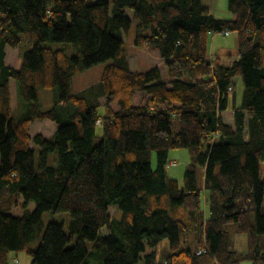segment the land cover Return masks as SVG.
<instances>
[{"label":"trees","instance_id":"trees-1","mask_svg":"<svg viewBox=\"0 0 264 264\" xmlns=\"http://www.w3.org/2000/svg\"><path fill=\"white\" fill-rule=\"evenodd\" d=\"M227 3L233 18L203 0H0V264L21 251L31 264H156L164 239L163 264H264V0ZM133 24L134 44L158 49L169 80L158 67L131 69ZM224 31L238 35L229 65L209 51ZM59 42L76 52L50 45ZM6 46L18 49L19 68L6 64ZM99 63L98 84L72 92L73 77ZM40 89L56 93L51 108ZM134 92L146 94L139 105ZM39 119L56 124L52 136L30 135ZM176 148L190 155L183 185L165 169ZM19 203L22 214L10 213ZM44 212L67 213V231Z\"/></svg>","mask_w":264,"mask_h":264},{"label":"rangeland","instance_id":"rangeland-1","mask_svg":"<svg viewBox=\"0 0 264 264\" xmlns=\"http://www.w3.org/2000/svg\"><path fill=\"white\" fill-rule=\"evenodd\" d=\"M204 4L207 5V7L210 9L211 13H213L216 17L219 18H233L234 15L228 10V3L227 0H203ZM129 14H131L129 12ZM146 33V31H145ZM136 27L133 24V27L128 32V34L125 37V46L128 52V58L130 62V66L132 70H138V71H149L154 67H158L161 74L163 81H167L170 79L167 68L165 65V60L159 55L158 49L155 46H145L140 47L136 46L134 44V40L136 37ZM237 44H238V35L236 32L231 31L228 35H224L221 33H213L210 36L209 41V51L210 54L213 56H218L220 59H222L223 62L230 64L231 56L230 55H236L237 52ZM53 47H59V48H65L68 50L70 54H74L76 52L74 45L71 43H51ZM18 52V51H17ZM15 53V56L17 57L18 53ZM11 62L14 61V58H10ZM19 59V58H17ZM20 63V60H19ZM106 63H99L92 67H90L87 70H84L83 72L77 73L71 82V91L76 93L79 92L89 86L97 85L100 81L103 68ZM19 65V64H18ZM16 65V66H18ZM16 85H13V91H12V101L13 106L16 107L18 110L15 112V117L17 118V115L20 111L18 106V100L16 96ZM242 81L241 79H236V92L237 95L240 96L242 92ZM56 93L52 90L47 89H40L39 90V102L41 104V107L43 109H49L52 107L54 103V95ZM146 94L143 92H134L131 96L133 105H139L142 100L145 98ZM100 103H104L105 99L100 98ZM112 107L115 110H118V106L116 103H112ZM99 112L104 111V106L98 107ZM224 119L228 122L232 121L231 112H226L224 114ZM173 130L176 131L178 129V119L173 118ZM56 129V124L49 120V119H43V120H37L36 122L31 123L29 128L30 135H35V133L42 134L45 138H48L52 136L53 132ZM32 148H35L33 142L30 143ZM36 158L38 157V150L35 152ZM172 162V164H170ZM190 162V155L189 151L186 148H176L171 149L169 152V160L166 165V174L169 178L176 179L180 185H183V177L184 172L186 169L187 164ZM49 163L55 164L56 163V153L51 154ZM152 166L153 168L156 166V157L155 153L152 155ZM203 170L201 167L198 168V185L199 187L202 186L203 181ZM205 194L202 193L201 200L203 205H205ZM34 203L30 202L28 209L34 210ZM23 208L21 203L18 205H14L10 213L14 215H20L22 214ZM110 216H116L118 217L120 215L119 211H116L115 207H110L109 209ZM51 221L61 222L64 224L65 230L67 231V222H68V214L63 213H51V212H44L43 213V222L45 224H48ZM102 232V230H101ZM102 233H105L104 231ZM197 236V232L194 230H190L189 237H188V245L190 248H194V239ZM233 246L236 250L239 251H246L247 249V241L245 235H235ZM240 238V239H236ZM37 244V243H36ZM89 244V243H88ZM151 250L150 248H148ZM156 256H155V263L156 264H163L166 261V258L170 254V248H169V242L167 239L162 240L158 246L155 248ZM13 259H23L22 263H27L25 260L32 261L31 257H29L28 254H26L24 251L18 252L17 254H13ZM247 264V263H246Z\"/></svg>","mask_w":264,"mask_h":264},{"label":"crops","instance_id":"crops-1","mask_svg":"<svg viewBox=\"0 0 264 264\" xmlns=\"http://www.w3.org/2000/svg\"><path fill=\"white\" fill-rule=\"evenodd\" d=\"M204 2V1H203ZM206 7H207V5H205ZM129 16H131V14H128ZM18 51V49L17 48H11V47H9V46H6V48H5V52H6V57H5V61H6V64H8V65H11V66H13V67H15V68H19L20 67V65H21V57H20V54H19V51ZM13 52H17L18 54H17V57L15 56V54L13 53ZM231 56V61H230V63L236 58V55H230ZM14 58V61L13 62H11V59L10 58ZM17 58H19V59H17ZM19 60H20V63H19ZM225 63V62H224ZM19 64V65H18ZM226 65H229L228 63H225ZM16 65H18V66H16ZM131 67V66H130ZM132 69V68H131ZM237 79V78H236ZM236 79H235V82H236ZM13 85H16L15 84V81L13 80V79H11L10 80V92H11V98H13V95H12V91H13ZM16 87V86H15ZM12 106H13V101H12ZM14 107V106H13ZM226 112H228V111H226ZM225 112V113H226ZM229 112H231V111H229ZM224 113V114H225ZM231 114H232V112H231ZM37 121V120H36ZM36 121H34V122H36ZM227 121V120H226ZM228 122V121H227ZM232 121H230L229 123H231ZM31 125V124H30ZM57 127V126H56ZM30 132V131H29ZM35 134H37V133H35ZM236 237V236H235ZM236 239H240V238H236ZM240 240H242V239H240ZM13 261H14V263L15 264H23L22 263V261H23V259H20V260H18V259H13ZM27 263H25V264H31V262H30V260H25Z\"/></svg>","mask_w":264,"mask_h":264},{"label":"built area","instance_id":"built-area-1","mask_svg":"<svg viewBox=\"0 0 264 264\" xmlns=\"http://www.w3.org/2000/svg\"><path fill=\"white\" fill-rule=\"evenodd\" d=\"M224 34H225V35H228L229 32H228V31H224ZM200 252H201V250L198 251V253H200Z\"/></svg>","mask_w":264,"mask_h":264}]
</instances>
